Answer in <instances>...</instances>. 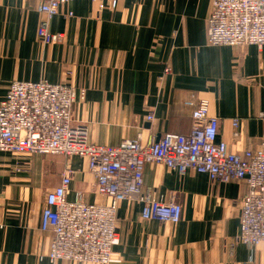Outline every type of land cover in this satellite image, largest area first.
<instances>
[{"label": "crops", "instance_id": "0c3cea01", "mask_svg": "<svg viewBox=\"0 0 264 264\" xmlns=\"http://www.w3.org/2000/svg\"><path fill=\"white\" fill-rule=\"evenodd\" d=\"M37 6L0 0V102L12 81L71 84L75 121L89 142L115 147L187 135L192 110L185 102L193 98L207 101L219 119L217 140L231 151L264 141V49L207 45L210 0H118L115 10L74 0L50 20V33L63 35L54 44L38 40ZM67 163L75 172L67 200L80 192L87 204H106L84 159L0 152V264H51V234L40 230V214ZM142 190L163 201L177 196L181 220H143L140 203L121 202L109 264H264V244L231 247L245 182L213 184L204 174L147 164Z\"/></svg>", "mask_w": 264, "mask_h": 264}, {"label": "built area", "instance_id": "2783aa9c", "mask_svg": "<svg viewBox=\"0 0 264 264\" xmlns=\"http://www.w3.org/2000/svg\"><path fill=\"white\" fill-rule=\"evenodd\" d=\"M38 3V40L54 44L62 34L49 31L50 20L61 6L74 0H33ZM99 7L115 10L118 0H89ZM206 21L209 46H254L264 49V0H210ZM166 66L165 73H169ZM80 91L79 99L83 100ZM77 92L71 84L47 81L9 84L0 102V152L17 156L53 155L78 157L87 162L94 177V192L106 204H87L83 194L68 201L74 170L63 169L59 185L45 195L40 230L51 234L45 257L51 264L71 261L109 264L118 240L116 213L123 201L141 204L143 220L177 224L182 207L177 196L166 201L143 192V169L161 165L184 175L188 171L206 175L210 182L243 181L246 192L240 199L239 231L231 247L242 244L251 249L264 244V141L240 153L217 140L219 119L211 117L206 100L185 102L191 108V129L187 135L164 133L157 140L126 139L118 146L91 144L84 126L76 123ZM264 117V115H260ZM153 120L152 112L146 116ZM238 120H233L236 127ZM237 135V134H236Z\"/></svg>", "mask_w": 264, "mask_h": 264}, {"label": "rangeland", "instance_id": "374dc122", "mask_svg": "<svg viewBox=\"0 0 264 264\" xmlns=\"http://www.w3.org/2000/svg\"><path fill=\"white\" fill-rule=\"evenodd\" d=\"M208 45V44H207ZM217 47H224V46H217ZM226 47H229V46H226ZM256 48V47H255ZM257 49V48H256ZM111 254H112V250H111ZM112 256V255H111Z\"/></svg>", "mask_w": 264, "mask_h": 264}]
</instances>
